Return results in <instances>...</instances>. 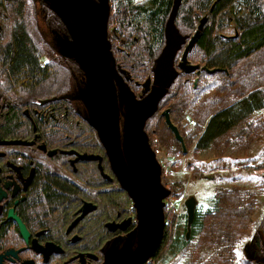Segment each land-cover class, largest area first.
Wrapping results in <instances>:
<instances>
[{"label": "trees", "instance_id": "obj_1", "mask_svg": "<svg viewBox=\"0 0 264 264\" xmlns=\"http://www.w3.org/2000/svg\"><path fill=\"white\" fill-rule=\"evenodd\" d=\"M116 1V6L110 7L108 21L113 24L118 22L120 33L128 35L129 42L124 43L121 53L112 49L116 60L129 68L133 80H144L150 75L152 59L162 48L165 18L169 15L173 0ZM3 9L7 11L6 18L11 19V23L10 32L3 41L0 40V90L4 87L3 90L13 92L14 87L11 86L17 83L23 84L24 90L32 89L36 97L54 96L65 91L71 78L68 71L76 64L66 58L61 59L60 55L55 56L50 51L42 37L49 29L38 25L39 19L44 18L47 24L52 25L51 30L64 32L65 28L59 17L46 7L43 0H6L4 5L0 0V12ZM202 15L206 16V21L201 28L200 37L187 56L195 55L200 64H205L206 67L220 68L213 73L198 71L197 82L203 77L215 80L198 90L190 82L196 75L193 71L188 74L178 71L171 87L161 98L159 108L165 106L168 111H175L185 118L186 110H190L197 118H202L199 120L200 129L197 128L192 133L195 150L217 148L223 141L231 151L241 149L255 137L260 138L259 131L264 130V0H181L174 20L178 30L188 35L196 29ZM43 50L46 51L45 54ZM46 53L50 54L48 58L44 57ZM177 58L178 55L175 59ZM4 82L11 85L3 86ZM182 85L187 87L185 99L188 101L182 99L184 105L172 99L176 94L175 89ZM207 92L211 93H208L211 99L207 100L205 97L203 103L212 102L216 106L205 112L195 105H199L197 101L200 100V94ZM59 100L61 99L49 103H58ZM153 119L156 122L162 121L163 129L167 132L169 130L174 140L169 145L174 143L181 153V142L174 138L171 128L164 123V117L158 109L145 121L146 132L149 134L148 124ZM74 123L73 119L71 131L64 129L62 132L64 136L67 134L64 144L81 152L100 154L103 145L98 141L96 131L83 119L80 124L82 137L78 140ZM182 139L185 143L188 142L186 137L182 136ZM159 140L163 143L162 138L159 137ZM221 156L223 154L219 151L217 157ZM107 162H103V167L110 170ZM69 163L67 161L68 169ZM257 163L253 169H263L264 157ZM75 165L80 169L81 179L87 178L93 182L101 179L93 159L82 160ZM261 188L264 189V180L251 187L234 185L218 189L207 207L201 210L196 206L190 226V238L187 239L183 233L177 241L176 231L170 234L168 230L163 231L154 259L157 261V258L163 257L175 246L184 255L170 264H178L179 261L180 264H261L244 255H236L241 233L249 219L247 215L257 205V198L264 194ZM172 190L171 195L177 196ZM121 194L123 201L125 197L130 200L129 196ZM114 195L112 203H121L116 193ZM102 206L103 203L98 204V209L102 210ZM256 228L264 234V212ZM257 231L255 238L260 244Z\"/></svg>", "mask_w": 264, "mask_h": 264}, {"label": "flooded vegetation", "instance_id": "obj_2", "mask_svg": "<svg viewBox=\"0 0 264 264\" xmlns=\"http://www.w3.org/2000/svg\"><path fill=\"white\" fill-rule=\"evenodd\" d=\"M109 2V9L112 5L116 6V0ZM107 23L106 36L110 40V49L123 52L124 43L129 42V36L120 33L118 22L113 24L107 19ZM1 29L2 27L0 34ZM42 37L51 48V33L49 36L43 33ZM52 53L60 55L56 51ZM48 55L50 54L44 57L48 58ZM113 55L117 68L125 70L121 73L122 77L135 95H139L142 90L140 82L152 75L151 72L144 80H133L129 68L116 60L114 51ZM59 57L65 59L62 55ZM78 71L77 66L70 67L68 72L71 83L65 91L54 96L36 97L32 89L24 90L23 84L17 83L11 86L14 87L13 92L3 90L4 87L0 90V264H100L104 242L116 235H125L137 224L133 200L121 191L111 168L107 170L103 167V162L108 161L104 147L100 154L88 152L102 156L100 164L108 175L106 177L100 172L97 160H94L101 175V179L95 182L87 178L81 179L82 174L75 163L82 160L78 159L72 164L74 154L64 152L74 149L82 153L75 147H67L64 144L67 134H62L64 129L71 131L74 119L77 139L82 137L80 124L83 118L75 111L77 103L64 98L41 101L70 91L75 84L72 72L78 74ZM192 71L196 74L193 80L197 81L199 72ZM193 80L192 84L195 85L196 81ZM7 85L11 84L3 83V86ZM58 99H61L58 103H49ZM8 139L24 142L3 143ZM67 161L70 162L69 169L66 167ZM121 192L129 196L130 200L125 197L123 201ZM114 193L121 203H112ZM100 203H103L102 210L98 209ZM83 204L89 208L85 213L81 209ZM196 206L195 202V210ZM116 222L122 224L111 226ZM173 223L168 230L175 232L178 221ZM167 225L169 222L165 219L163 231L167 230ZM185 226L183 232L186 234ZM255 237L253 235L249 242H245L243 254L252 256L251 259L263 264V248ZM186 238L189 239L190 234ZM157 249L144 264L155 262Z\"/></svg>", "mask_w": 264, "mask_h": 264}, {"label": "water", "instance_id": "obj_3", "mask_svg": "<svg viewBox=\"0 0 264 264\" xmlns=\"http://www.w3.org/2000/svg\"><path fill=\"white\" fill-rule=\"evenodd\" d=\"M43 1L59 17L65 28L64 32L51 29L46 31L48 36L51 33L52 48L76 64L80 71L78 74L72 72L75 84L70 91L58 97H46L41 101L64 98L77 103L76 113L96 131L97 139L102 143L108 158L109 168L121 189L133 200L132 206L136 211L135 227L125 235H116L110 241L104 242L100 264H144L162 240L165 226L163 200L170 194V188L160 180L162 167L152 150L144 123L159 108L161 98L171 87L178 71L185 74L192 70L197 73L203 70L213 73L220 69L209 68L187 58L193 44L200 37L206 16H201L192 34H182L174 20L181 0H173L169 15L165 18L162 48L152 59V75L140 82L142 90L139 95H135L121 75L125 72L124 68L118 69L114 62L110 40L106 36L110 14L109 0ZM195 81L196 79L193 80ZM160 113L164 117V123L171 128L174 138L181 142L184 151V141L179 128L171 122L168 108L164 107ZM20 142L24 141H3L5 144ZM64 152L74 154L72 164L78 159L97 160V168L103 175L108 176L100 164L101 155L79 153L74 149ZM196 199L195 195H190L183 200L186 206L187 237L190 234L189 226L194 220ZM81 209L83 213L89 210L84 204ZM120 224L122 223L116 222L111 226ZM257 234L264 254V234L261 230Z\"/></svg>", "mask_w": 264, "mask_h": 264}, {"label": "rangeland", "instance_id": "obj_4", "mask_svg": "<svg viewBox=\"0 0 264 264\" xmlns=\"http://www.w3.org/2000/svg\"><path fill=\"white\" fill-rule=\"evenodd\" d=\"M5 3L6 0H2V4L4 5ZM6 15L7 11L3 9L0 12V27H2L0 40L2 41L5 39L6 34L10 32L11 19L6 18ZM38 25H40L41 28H49V30L52 27L50 23L47 24V21L44 18L39 19ZM2 31L4 32L2 33ZM51 48L49 46L50 51L54 52ZM43 52L45 54L46 51L43 50ZM42 59L41 61H43ZM188 59L192 62L200 64L195 55H190ZM193 79L194 77L190 80V82ZM211 80H215V78L210 79L209 77H203L199 82H195L194 87L199 90L201 86H205V84ZM71 81L72 79L69 78V84ZM131 87H133L132 84ZM210 91L212 93V90ZM175 92L176 94L172 99L176 102L180 101V104L184 105L182 99L184 101L187 100L185 99L187 87L182 85L181 88L175 89ZM208 93L210 92L204 94L201 93L199 96L200 100L197 101L199 105H195L200 107V109L202 108L205 110V112L216 106V103L212 102L203 103L205 97L207 100L211 99L209 98ZM164 107L165 106L158 108V112L164 110ZM186 112L187 116L185 118L184 116L175 113V111H168V113H170L171 120H174L172 123L179 128L181 137L184 136L188 139L187 143L184 142L185 149L184 151L182 150L181 153H179L180 150H178V146L174 143H172L171 146L169 145V142H173L174 140L171 138V132L168 129V132L163 129L161 125L162 121L156 122L153 119L149 122L148 130L150 135H147L149 138L148 140H150L152 150L156 153V157L159 159V164L162 167L160 180H162V183L166 187L170 186L174 190L173 191L171 189L172 192L177 194V196H174V194L171 195L170 193L168 198H165L164 201V218L169 222L167 230L168 227L174 225V221H178V225L176 226L177 241L184 233L183 227L186 222L183 216L186 209L183 204V199L190 195H195L197 198L196 205L202 210L209 205L210 200L215 197L218 189H227L234 185L251 187V185H258L262 180H264V177L262 176L264 174V168L260 170L253 169L258 164L257 162L264 157V130L259 131V136H261L260 138L258 136L255 137L252 141L246 144L245 147H241V149H234L231 151L225 147V142L223 141L217 148L210 147L206 150L198 151L193 147L195 139L192 133L196 132L197 128L200 129L199 120L202 118H197L193 112H190V110H186ZM158 135L160 139L162 138L165 145L161 142V140H159ZM171 151H174V153H171ZM219 151H221L223 156L218 158L217 155H219ZM261 189L264 190L263 188ZM256 202L257 205L247 215L249 216V219L245 224V230L241 233L239 241L240 247L236 252V255L238 254V256L241 254V256L244 257L243 253L245 250L243 251V248L245 247V242H249L253 235H256V225L259 224L264 212V194L257 198ZM168 232L170 234L172 231L168 230ZM188 245L191 246L190 244ZM182 253L183 252H181V250L173 246L163 255V257L160 256L157 258V261L155 260L154 263L170 264V262L178 261L180 259L178 257L184 255V253ZM178 264H180V261Z\"/></svg>", "mask_w": 264, "mask_h": 264}, {"label": "built area", "instance_id": "obj_5", "mask_svg": "<svg viewBox=\"0 0 264 264\" xmlns=\"http://www.w3.org/2000/svg\"><path fill=\"white\" fill-rule=\"evenodd\" d=\"M159 160V159H158Z\"/></svg>", "mask_w": 264, "mask_h": 264}]
</instances>
